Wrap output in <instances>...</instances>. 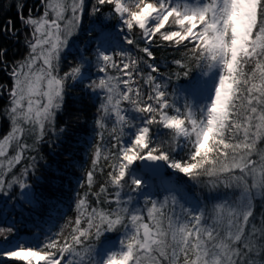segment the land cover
<instances>
[{"label": "snow or ice", "instance_id": "6c2138e0", "mask_svg": "<svg viewBox=\"0 0 264 264\" xmlns=\"http://www.w3.org/2000/svg\"><path fill=\"white\" fill-rule=\"evenodd\" d=\"M8 6L0 264H264V0Z\"/></svg>", "mask_w": 264, "mask_h": 264}, {"label": "trees", "instance_id": "16d2710c", "mask_svg": "<svg viewBox=\"0 0 264 264\" xmlns=\"http://www.w3.org/2000/svg\"><path fill=\"white\" fill-rule=\"evenodd\" d=\"M29 4H32L35 2V0H28ZM11 3V0H4L3 3V8L2 10H0V19H3L5 15H7L10 18L16 19V15H15V9H9V4ZM17 23V27H20L19 21H16ZM0 43H2L5 47H7L9 49V58L12 57H18L20 55H22L25 51L24 47L22 44H16L12 41H8V40H3L2 38H0ZM157 56L158 58H163L164 54L161 53L159 50H157ZM0 81H4L7 82V78L5 76L4 73L0 72ZM89 128H91V122H89ZM7 131V126L6 125H0V135H3L5 132ZM72 184L73 187H75L76 185V177H73L72 180ZM17 195H19V193H17ZM13 201H9L8 204L11 205ZM70 203L71 201H66L64 203H62L59 207V209H57L56 211L52 212L50 214V216L48 214H45L44 216L40 217L41 222H42V226L44 229H47L49 227L53 228V230H56L59 225H61L63 223V219L61 217L64 216V214H67V216H73L74 213L73 211L70 209ZM47 220V223H44V221ZM111 239V238H110Z\"/></svg>", "mask_w": 264, "mask_h": 264}]
</instances>
